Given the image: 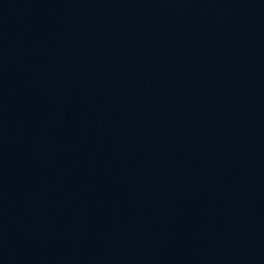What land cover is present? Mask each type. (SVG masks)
Listing matches in <instances>:
<instances>
[{
	"label": "water",
	"instance_id": "water-1",
	"mask_svg": "<svg viewBox=\"0 0 264 264\" xmlns=\"http://www.w3.org/2000/svg\"><path fill=\"white\" fill-rule=\"evenodd\" d=\"M0 264H264V0H0Z\"/></svg>",
	"mask_w": 264,
	"mask_h": 264
}]
</instances>
